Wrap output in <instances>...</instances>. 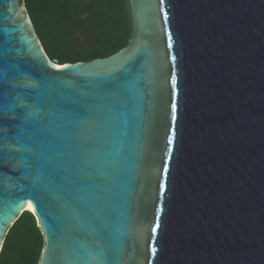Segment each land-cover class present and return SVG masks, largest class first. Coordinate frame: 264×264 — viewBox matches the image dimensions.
I'll return each mask as SVG.
<instances>
[{
    "label": "water",
    "instance_id": "obj_1",
    "mask_svg": "<svg viewBox=\"0 0 264 264\" xmlns=\"http://www.w3.org/2000/svg\"><path fill=\"white\" fill-rule=\"evenodd\" d=\"M125 48L54 63L0 0V253L39 264H264V0H129Z\"/></svg>",
    "mask_w": 264,
    "mask_h": 264
},
{
    "label": "trees",
    "instance_id": "obj_2",
    "mask_svg": "<svg viewBox=\"0 0 264 264\" xmlns=\"http://www.w3.org/2000/svg\"><path fill=\"white\" fill-rule=\"evenodd\" d=\"M37 35L58 65L109 57L133 35L129 0H26ZM44 237L36 217L24 212L8 231L0 264H39Z\"/></svg>",
    "mask_w": 264,
    "mask_h": 264
},
{
    "label": "bare ground",
    "instance_id": "obj_3",
    "mask_svg": "<svg viewBox=\"0 0 264 264\" xmlns=\"http://www.w3.org/2000/svg\"><path fill=\"white\" fill-rule=\"evenodd\" d=\"M59 66H60V65H59ZM27 208H28V210H29V211H31V212L33 211V210L31 209V207H30V206H28Z\"/></svg>",
    "mask_w": 264,
    "mask_h": 264
},
{
    "label": "snow or ice",
    "instance_id": "obj_4",
    "mask_svg": "<svg viewBox=\"0 0 264 264\" xmlns=\"http://www.w3.org/2000/svg\"><path fill=\"white\" fill-rule=\"evenodd\" d=\"M161 3H163V0H161Z\"/></svg>",
    "mask_w": 264,
    "mask_h": 264
},
{
    "label": "clouds",
    "instance_id": "obj_5",
    "mask_svg": "<svg viewBox=\"0 0 264 264\" xmlns=\"http://www.w3.org/2000/svg\"><path fill=\"white\" fill-rule=\"evenodd\" d=\"M29 212H31V211H29Z\"/></svg>",
    "mask_w": 264,
    "mask_h": 264
}]
</instances>
